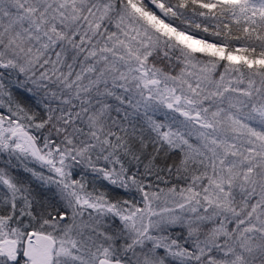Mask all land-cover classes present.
I'll return each mask as SVG.
<instances>
[{
	"label": "snow or ice",
	"instance_id": "6c2138e0",
	"mask_svg": "<svg viewBox=\"0 0 264 264\" xmlns=\"http://www.w3.org/2000/svg\"><path fill=\"white\" fill-rule=\"evenodd\" d=\"M106 97L179 116L120 135ZM0 109V152L40 162L56 186L35 200L0 168V264H264V0H0ZM142 157L140 175L165 181L159 192L138 178ZM85 161L145 207L87 191L71 171ZM166 189L180 198L155 211Z\"/></svg>",
	"mask_w": 264,
	"mask_h": 264
},
{
	"label": "trees",
	"instance_id": "16d2710c",
	"mask_svg": "<svg viewBox=\"0 0 264 264\" xmlns=\"http://www.w3.org/2000/svg\"><path fill=\"white\" fill-rule=\"evenodd\" d=\"M206 11V10H204ZM187 15L191 16L192 13L188 12ZM197 22H201L202 24H205V26H207L209 28V32H215L217 30V23L215 21L214 18L211 17H195ZM206 22V23H205ZM177 23H179V21H177ZM224 23H229L231 28H235L236 25L234 23H232L231 21H224ZM186 25H181V27H185ZM220 29H223V23H221L219 25ZM193 32H195L198 36H206L208 37V39L211 41L212 39H214L215 37L210 36L209 33H205L202 30H197L195 28L192 29ZM256 43H259L258 41H255ZM56 51H59V49H56ZM52 59L55 60V53L53 52L52 54ZM72 50L69 49L68 53L66 56L62 57V59H65L67 61L68 64H72ZM80 69V65L79 64H74L73 65V69L72 71L75 72H79ZM63 71L65 73H67L69 71V69L67 68V66H63ZM220 71H223V69L221 68ZM74 78V76H73ZM21 80L24 79L23 76L20 77ZM54 79V77H53ZM218 79V77H217ZM14 80V78H13ZM9 83V81L6 79L5 80V84L7 85ZM46 84L49 85V87L55 89L57 86L53 83H51V81H45ZM84 83L86 84L87 81L85 80ZM28 87H33L31 85V83L29 82ZM240 88H247L248 87V82L245 79L244 83L239 85ZM255 87H259V78L257 77V83L255 85ZM12 90L14 93H19L22 92V89H18L15 86V83L13 82L12 84ZM117 91H122L120 89H117ZM24 95H29L27 92H24ZM93 95H95V93L93 92ZM106 100L108 102V104L113 105V107L109 110V114L112 118H114L116 120V126H115V131L120 134V135H124V133L121 131V128H124L127 130V132L129 134H131L133 132V126L135 125V129L138 132L139 131V127L141 124H143L145 127L147 126V117H151V119L155 120L158 123H165L166 122V117L165 114L168 113L169 116L175 115V116H179L178 113H172L170 109H168L167 107H165L163 104H157L159 111L156 112H149L147 114V117L144 114V110L143 108H140L139 111H136L133 107L129 106L127 101H125V103L123 105H120L119 101L115 99V97H106ZM93 103L95 104V101H93ZM133 103H135V101H133ZM156 103V102H154ZM115 106H119L121 108V111L118 113L116 111ZM0 111H3V109H0ZM126 112L128 113V119L125 120V115ZM180 119H183V117H180ZM109 123H112V120H109ZM193 143H195V139L193 138L192 140ZM136 145L139 146V139L137 138L135 141ZM152 152V145L149 143L147 149L144 150V156H147L149 153ZM5 155H0V159L2 162H5L7 160L6 154L7 153H3ZM174 155V153H169L168 156H163V154H161L160 156L156 157V160L154 161V163L157 165V169L154 171L159 170L160 167L164 166L165 164H172L174 161L172 157ZM9 158V157H8ZM93 160L95 161V157H93ZM143 163H141L139 165V172H138V178L141 179L144 182L145 188H148V185L151 184L152 191H156L159 192L161 188H165V181L164 180H159L157 179L156 175L154 174V172L152 174H148V175H140L145 173V168H144V164L147 163L148 161L146 159H143ZM9 161V159H8ZM176 163H178L179 161L176 160ZM9 163V167L8 169L11 171V173L13 174V176L20 181L23 186L27 187L30 189L32 196L35 200H43L45 197H47L48 199H52L53 198V194L56 192L55 189L53 188V186L51 184L48 183L49 179H48V175L46 173H44L43 171H38L36 169L33 170V168H29L32 171H35L37 173V175H40L39 178H42L43 181L41 179L38 178V176H33L32 175V171H26L25 170V166L21 165V163L17 160H12ZM74 164L73 170H75L76 172H74L72 174L73 178L76 180H83V182L86 185V190L89 192H92L94 189L96 191L97 194L101 193V192H107L109 195L111 196H118L119 198H121V200L123 199H129V200H135V201H139L140 199H143L142 194H138L136 192V189L133 187L130 190H125L123 188H114L113 185H111L109 183L108 180L104 179L102 177L103 174H97L96 172L93 171L92 167L87 163V161L80 163V164H75V162H72ZM98 166H103V164L105 163L102 159L98 162H96ZM119 167V166H117ZM132 170L136 171V165L135 163H133L131 165ZM77 173V175H76ZM162 175L167 176V172L162 173ZM176 183V177L173 176L169 181H167V187L171 188L173 186V184ZM177 191L179 190V187L183 186L182 182L180 184H177ZM2 195L0 196V199H2L3 193H1ZM58 198V197H57ZM179 199V195H176L175 197H172L170 194L167 193V189L165 190L164 194H161V197L159 200H154L153 203H156V205L153 204V209L155 211L157 210H161L165 207H169V208H173L174 205L172 203V199ZM167 201V203H166ZM159 210V211H160ZM178 211V209H177ZM25 219H27V217H25ZM172 235L174 237L177 236L178 233L184 232L186 235V230L180 228L179 226L173 227L171 229ZM190 246V245H189Z\"/></svg>",
	"mask_w": 264,
	"mask_h": 264
},
{
	"label": "rangeland",
	"instance_id": "374dc122",
	"mask_svg": "<svg viewBox=\"0 0 264 264\" xmlns=\"http://www.w3.org/2000/svg\"><path fill=\"white\" fill-rule=\"evenodd\" d=\"M5 155V154H3L2 152H0V155ZM8 156V154H6V157ZM8 157H7V160L5 161V162H2L1 161V159H0V168H8L9 167V161H8ZM15 160V159H14ZM20 163H21V165H23V166H25V167H29V168H33V170L34 169H36L37 171H38V174H39V171H43L44 173H46L47 175H48V177H51V176H54V173H51L49 170H48V168L46 167V166H43L40 162H38V161H36V160H34V159H32L31 157H29L27 160H24L23 162H21V161H19ZM72 163V162H71ZM71 171H72V174L74 173V172H76L75 170H73V168L71 169ZM76 175H77V173H76ZM38 176V178L40 177V175H37ZM102 177H103V175H102ZM104 178V177H103ZM39 179H41V180H43L42 178H39ZM43 181H46V180H43ZM48 183L49 184H51L52 186H53V188L55 189V191H56V186H55V183L54 182H51V181H48ZM2 192H0V196L2 195L1 194ZM19 202V201H18ZM154 205H156V203H153ZM153 204H152V206H153ZM138 206L139 207H141V208H144L145 207V205H144V203H143V199H140L139 201H138ZM160 210V209H159ZM159 210H157L158 212H159ZM90 211V210H89ZM80 218H78V220H79ZM114 219V221H115V224L116 225H119L120 224V221H119V219L118 218H113ZM83 220L86 222L87 220H88V216H87V211L85 212V214H84V217H83Z\"/></svg>",
	"mask_w": 264,
	"mask_h": 264
}]
</instances>
